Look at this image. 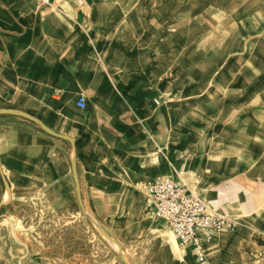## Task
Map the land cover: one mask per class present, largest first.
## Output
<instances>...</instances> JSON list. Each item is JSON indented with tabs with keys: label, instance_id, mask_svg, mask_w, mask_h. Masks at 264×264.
Masks as SVG:
<instances>
[{
	"label": "rangeland",
	"instance_id": "obj_1",
	"mask_svg": "<svg viewBox=\"0 0 264 264\" xmlns=\"http://www.w3.org/2000/svg\"><path fill=\"white\" fill-rule=\"evenodd\" d=\"M8 2L18 24L11 22L15 31L0 52V108L50 117L47 125L74 135L61 107H53V81L81 47L111 80L148 70L152 107L142 118L147 130L135 125L142 139L127 141L121 170L103 195L81 193L84 208L71 174L78 148L25 116L0 114V134L38 143L16 173L19 181L6 169L13 198L0 169V264H125L120 253L130 264H157L150 249L172 231L137 184L141 173L178 176L238 221L218 234L215 259L205 251L197 262L177 244L181 256L172 264H264V0H53L42 9L41 30L32 18L41 0ZM163 92L180 98L155 110ZM181 155L189 158L183 167ZM136 193L141 215L129 200Z\"/></svg>",
	"mask_w": 264,
	"mask_h": 264
},
{
	"label": "crops",
	"instance_id": "obj_2",
	"mask_svg": "<svg viewBox=\"0 0 264 264\" xmlns=\"http://www.w3.org/2000/svg\"><path fill=\"white\" fill-rule=\"evenodd\" d=\"M52 2L53 0H41L40 6L32 14L36 25L41 22V17H43L42 9L51 6ZM14 14L15 11L9 10L8 0H0V52L7 49L9 34L15 31V26L11 22L18 24ZM43 26L44 21L38 25V30L43 29ZM95 64L89 59V49L82 47L79 50V55L75 58H65L62 68L53 81V86L59 97L52 98L53 107H61L64 123L73 131L74 135L51 128L75 139V147L71 143L70 145L74 149L78 148L75 152L77 174L81 193H85L88 197H95L97 194L103 195L104 189L121 170L122 156L125 155L123 151L127 146V141L135 143L142 139L135 125L137 123L143 124L144 130H147L142 118L144 120L147 118V110L151 109L152 103L149 97L151 91L147 88L150 77L148 70H140L141 72L130 70L128 74L116 76L111 80L110 76L103 73ZM124 76L127 78L126 80L122 79ZM80 95L85 96V108H80L77 105ZM35 117L46 125L47 121L52 120L50 117L46 118L47 121L41 117ZM37 144L34 139L26 134L17 135L14 131L0 134V169L2 176H5L9 185L7 194L12 198L13 179L19 181L16 173L25 169L24 165L27 163L28 152ZM183 157L184 155H181L176 158L177 164H181V167L189 161V158ZM72 161L71 174L73 177ZM6 169L13 174V179L7 174ZM163 174L172 175L188 184L184 179L171 173ZM154 177L141 173L136 182L138 184L141 180ZM128 195L132 196V192ZM129 200L134 208V213L138 212V215H141L143 211L141 197L137 194L134 199L129 198ZM221 201L225 202L226 198L220 199ZM219 239L222 246L227 244L223 236H219ZM159 244L165 250L169 248L163 241H160ZM215 244L212 242L205 247L212 260L218 255V247ZM185 263L189 264V258L186 259Z\"/></svg>",
	"mask_w": 264,
	"mask_h": 264
},
{
	"label": "built area",
	"instance_id": "obj_3",
	"mask_svg": "<svg viewBox=\"0 0 264 264\" xmlns=\"http://www.w3.org/2000/svg\"><path fill=\"white\" fill-rule=\"evenodd\" d=\"M77 105L86 107L84 95L79 96ZM138 185L146 194L156 218L170 227L176 242L189 250L197 262L205 260L206 245L215 242L221 231L234 230L238 226L233 215L213 209L199 193L172 175L144 179Z\"/></svg>",
	"mask_w": 264,
	"mask_h": 264
},
{
	"label": "bare ground",
	"instance_id": "obj_4",
	"mask_svg": "<svg viewBox=\"0 0 264 264\" xmlns=\"http://www.w3.org/2000/svg\"><path fill=\"white\" fill-rule=\"evenodd\" d=\"M85 3V2H84ZM82 3V4H84ZM263 31V30H262ZM261 36V35H260ZM246 37L243 38V49L246 43ZM241 41V40H240ZM240 45V44H239ZM241 46V45H240ZM247 46V45H246ZM241 50V49H240ZM246 51V50H245ZM213 80V79H212ZM169 92V90H168ZM168 92H163L162 96H163V100H159L157 99L158 104L155 106V110H160L162 107L167 106L170 101L173 100H177L178 98H180L179 94L176 95H171ZM163 102V105L161 104ZM161 104V105H160ZM154 105V104H153ZM152 107V106H150ZM153 111V110H152ZM152 116V115H151ZM147 117V116H146ZM158 118V117H157ZM163 123V122H162ZM9 190V189H8ZM9 196V194H7ZM84 215L88 216V211L84 210ZM89 217V216H88ZM92 218V217H90ZM93 219V218H92ZM95 221V220H94ZM97 223V222H96ZM168 226V225H167ZM169 227V226H168ZM99 228L102 230V234L104 236H106V238L115 246V247H119V241L117 239H115L114 237H111L113 240L109 239L107 237V235L105 233H107L101 226H99ZM170 229V227H169ZM171 230V229H170ZM167 236L166 237L168 239V242L165 244L169 245V248L167 250L163 249L162 247H160L161 245L159 243H155L152 245L151 249H150V256L152 257L153 261L156 262L157 264H160V261L166 263V264H171L172 263V259L179 255L181 256V252L179 251V247H178V243H176V239L173 235V233H171L169 230L167 231ZM178 244V245H177ZM180 246V245H179ZM121 250V249H120ZM124 256V255H123ZM121 257V256H120ZM125 257V256H124ZM126 258V257H125ZM127 259V258H126ZM123 260V259H122ZM128 261V260H127ZM124 262V261H123ZM129 262V261H128ZM125 263V262H124ZM130 263V262H129Z\"/></svg>",
	"mask_w": 264,
	"mask_h": 264
},
{
	"label": "water",
	"instance_id": "obj_5",
	"mask_svg": "<svg viewBox=\"0 0 264 264\" xmlns=\"http://www.w3.org/2000/svg\"><path fill=\"white\" fill-rule=\"evenodd\" d=\"M0 114H20L22 116H25V117H27V118H29L31 120H34V121L38 122L42 126V128L46 132H48L49 134L54 135V136L59 137V138L66 139L73 145V147H75V139L74 138L52 129L51 127H49L48 125L43 123L40 119H38L37 117L33 116L32 114H30L28 112H25V111H22V110H15V109H0ZM72 172H73V177H74V180H75V183H76V187H77V193H78L79 202H80L81 206L84 208V203H83V199H82V195H81V187H80V183H79V178H78V174H77V167H76V161L75 160L72 161ZM3 180H4V183L6 184L7 188L9 189V185H8V182H7L6 178H5V176H3ZM5 203H6V201L2 200L0 202V208ZM105 234L107 235V237L109 239L113 240L108 233H105ZM119 255L121 256V258L123 259L125 264H130L127 261V259L123 256L122 253H120Z\"/></svg>",
	"mask_w": 264,
	"mask_h": 264
}]
</instances>
